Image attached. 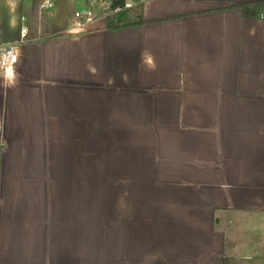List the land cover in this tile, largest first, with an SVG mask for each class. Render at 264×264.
Returning a JSON list of instances; mask_svg holds the SVG:
<instances>
[{
	"label": "crops",
	"instance_id": "obj_1",
	"mask_svg": "<svg viewBox=\"0 0 264 264\" xmlns=\"http://www.w3.org/2000/svg\"><path fill=\"white\" fill-rule=\"evenodd\" d=\"M125 1L0 0V264L264 261V0Z\"/></svg>",
	"mask_w": 264,
	"mask_h": 264
},
{
	"label": "trees",
	"instance_id": "obj_2",
	"mask_svg": "<svg viewBox=\"0 0 264 264\" xmlns=\"http://www.w3.org/2000/svg\"><path fill=\"white\" fill-rule=\"evenodd\" d=\"M125 0H111L110 9H119L113 16H106V28L108 30L126 27L143 22L141 12L134 13V18L130 19L127 16L128 9L125 7ZM242 10L244 17L261 18L264 14V1L248 2L238 6Z\"/></svg>",
	"mask_w": 264,
	"mask_h": 264
},
{
	"label": "built area",
	"instance_id": "obj_3",
	"mask_svg": "<svg viewBox=\"0 0 264 264\" xmlns=\"http://www.w3.org/2000/svg\"><path fill=\"white\" fill-rule=\"evenodd\" d=\"M45 4L48 7H51V3L49 1H46ZM118 10L119 9H115V11H118ZM103 15L100 16V18H103L104 17ZM95 16L96 15L94 13L92 4L88 5L87 7L83 9L75 11L73 14V17H74L73 29L83 28L85 25L96 20ZM21 19H24V17H21ZM26 32H27V28L25 26H22L20 28V33L22 37L25 36ZM16 59H17V50H16L15 45H6L3 47H0V67L1 68L5 70L8 69L12 64L15 63Z\"/></svg>",
	"mask_w": 264,
	"mask_h": 264
},
{
	"label": "rangeland",
	"instance_id": "obj_4",
	"mask_svg": "<svg viewBox=\"0 0 264 264\" xmlns=\"http://www.w3.org/2000/svg\"><path fill=\"white\" fill-rule=\"evenodd\" d=\"M94 1V4L93 5V9H94V13H95V18L97 19H100V16H102L103 14V19H105L106 16H113L114 13L118 12V11H115V10H111L110 9V1L111 0H93ZM73 7L74 8H80L82 9L83 6H77L76 5V2H73ZM125 7H127V5L125 4ZM133 13L139 11V8L138 7H135L133 10ZM102 19V20H103ZM236 264H264V261H261V262H252V263H245V262H242L240 261L239 263H236Z\"/></svg>",
	"mask_w": 264,
	"mask_h": 264
}]
</instances>
